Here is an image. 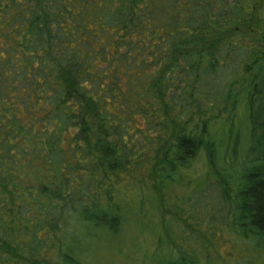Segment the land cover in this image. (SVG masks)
Segmentation results:
<instances>
[{"label": "trees", "instance_id": "obj_1", "mask_svg": "<svg viewBox=\"0 0 264 264\" xmlns=\"http://www.w3.org/2000/svg\"><path fill=\"white\" fill-rule=\"evenodd\" d=\"M263 5L0 0V264H113L115 244L161 243L155 209L181 183L262 238Z\"/></svg>", "mask_w": 264, "mask_h": 264}, {"label": "rangeland", "instance_id": "obj_2", "mask_svg": "<svg viewBox=\"0 0 264 264\" xmlns=\"http://www.w3.org/2000/svg\"><path fill=\"white\" fill-rule=\"evenodd\" d=\"M258 9L259 16L263 17L264 5ZM258 136L264 139V129L258 130ZM241 138L244 141L243 135ZM262 154L264 149L258 148L257 155ZM241 159L244 164V153ZM192 192L193 186L185 183L166 190L155 209V219L167 225V236L162 233L163 242L152 237L141 242L134 236L124 244L121 242V246L115 244L109 248L113 264H156L154 259L161 264L180 263L182 256L196 255V252L201 264H264V236L256 240L238 234L234 230L236 219L212 188L203 195Z\"/></svg>", "mask_w": 264, "mask_h": 264}]
</instances>
